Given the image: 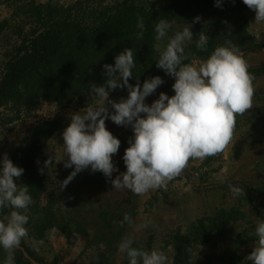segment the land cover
Masks as SVG:
<instances>
[{"label":"rangeland","instance_id":"obj_1","mask_svg":"<svg viewBox=\"0 0 264 264\" xmlns=\"http://www.w3.org/2000/svg\"><path fill=\"white\" fill-rule=\"evenodd\" d=\"M15 1L0 0V23L10 16L8 5H13ZM77 1L37 0L41 4L59 6ZM106 1L110 3L117 0ZM255 15L251 10V29L262 39L264 22L256 23ZM17 41L9 30L0 33V66L5 60V50ZM158 43L163 48L166 40ZM189 43L191 41L186 42V45ZM239 51L248 64V71L255 76V93L253 108L245 115L236 117L232 141L220 155L190 160L182 174L168 183L166 190H153L144 196L135 195L126 188L115 190L102 172L93 173L90 167L78 173L65 189L60 190L59 184L74 170L65 168L64 163L60 162L63 156L62 133L71 123L69 115L91 103V95L84 103L71 107L60 108L56 102L43 101L29 115L13 123L10 122L15 118L14 111L1 109L0 160L7 153L14 165L20 168V161L24 157L18 153L19 148L33 139L34 127L40 123L53 122L57 117L65 121L64 126L48 133L47 149L38 157L37 165L41 168H44V162L50 156L54 164L43 171L48 189L42 196V205L46 207L50 202L53 211H59L66 217H87L89 220L84 229L95 235L88 237L80 234L82 228H79L76 220L70 222L66 232L51 227L39 234L33 219L26 225L29 241H22L17 248L26 259L31 264H129L126 254L118 250L122 239H118L115 246L111 247L114 244L96 236L102 230L97 222L99 215L112 212L122 217L125 213L129 214L137 225L149 220L151 223L143 229H134L125 224V236L133 237V247L149 252L153 249L165 252L168 264H251L246 257L258 239L255 235L257 223L264 221V50L248 53ZM174 83L159 86L146 98L145 103L150 106L161 92L173 96ZM127 96V92L117 88L110 92L109 100L119 102ZM108 107L110 112L114 111L110 104ZM106 127L121 141L118 153L112 158L119 169L112 174V179H115L127 170L123 156L134 132L131 126H117L111 119L106 121ZM22 180L19 178L15 182L22 187ZM229 184L242 187L244 195L233 197ZM34 204L35 201L30 206L33 217L37 213L33 209ZM9 211L7 209L0 213V220ZM49 235L53 238L49 239ZM32 239L44 240L38 252L31 246Z\"/></svg>","mask_w":264,"mask_h":264},{"label":"clouds","instance_id":"obj_2","mask_svg":"<svg viewBox=\"0 0 264 264\" xmlns=\"http://www.w3.org/2000/svg\"><path fill=\"white\" fill-rule=\"evenodd\" d=\"M243 3L256 13V23L264 22V0H243ZM220 5L221 0H216V6ZM200 20L196 17L193 23ZM174 24L175 21L158 19L154 24V39L157 42L166 40L163 48L159 44L156 46L159 52L156 67L175 79L172 85L175 94L169 97L161 92L150 106L145 103L146 98L165 81L155 76L145 80L142 87L139 78H136L135 85L129 83L136 66L131 48L119 53L114 65L105 64L104 84H90L91 103L69 115L71 123L62 133L63 156L60 162L65 168L74 170L59 184L60 190L89 167L93 173L102 172L115 190L126 188L139 196L153 190H166L168 183L182 174L190 160L220 155L232 141L236 117L253 108L255 76L248 71L246 60L230 39L215 47L206 59L190 60L191 54L186 53L185 45L193 39L191 27L170 35ZM136 27L139 30L137 39H143V17L138 16ZM198 36L197 50L207 51L209 37L204 31ZM117 88H126L127 98H121L119 102L109 100L110 92ZM109 104L113 112L109 111ZM108 119L117 126H131L134 132L123 156L127 170L115 179L112 174L119 169L112 158L118 153L121 141L107 129ZM54 159L56 162V155ZM53 165L50 156L44 162V168L50 169ZM44 168L40 169L42 174ZM23 172L24 169L15 166L7 153L3 155L0 160V210H10L0 220V248L6 253L4 264H14L15 250L22 241H29L26 225L31 217L33 199L29 187L24 184L21 187L14 179L21 177ZM228 187L233 197L244 195L242 187L232 184ZM150 223L144 220L137 225L125 213L119 225L143 229ZM255 235L258 239L246 259L251 264H264V221L257 223ZM52 238L49 235V239ZM133 243L132 236H125L118 245L119 252L126 254L129 264H168L165 252L156 249L149 252L133 247ZM43 244L44 240H31V246L37 252ZM188 252L191 254L190 248Z\"/></svg>","mask_w":264,"mask_h":264},{"label":"trees","instance_id":"obj_3","mask_svg":"<svg viewBox=\"0 0 264 264\" xmlns=\"http://www.w3.org/2000/svg\"><path fill=\"white\" fill-rule=\"evenodd\" d=\"M10 16L0 23V33L9 32L18 40L4 52L5 60L0 66V114L1 109L14 111L13 123L29 115L41 102H56L60 108L77 106L89 98V86L104 84L105 64L115 63V57L125 48H131L135 59L133 78L143 82L160 76L170 84L175 79L156 67L159 57L154 24L158 19L175 21L170 31L191 27L193 39L185 46L190 60L206 59L217 46L232 40L241 51L264 50V38L253 33L250 9L243 0H79L71 5L41 4L37 0H16ZM143 17L145 32L137 39V19ZM196 17L200 22L193 23ZM227 21V23H225ZM204 31L209 37L207 51L196 48L198 34ZM229 32L231 33L230 36ZM128 93L127 89H123ZM4 115V114H3ZM65 121L57 117L53 122L40 123L34 127V137L19 148L24 159L22 186L29 187L37 213L35 228L43 234L48 228L57 227L66 232L70 222L76 220L79 233L92 237L84 228L89 220L85 216L66 217L53 211L50 202L42 205V196L48 189L47 179L37 165L39 155L44 154L49 141L48 133L64 126ZM19 178H14L15 181ZM24 184V185H23ZM44 208V209H43ZM6 209L0 210L4 213ZM32 215V214H31ZM98 218L96 236L115 246L123 239L125 228L119 225L122 215L103 212ZM116 221V223H113ZM117 229V230H116ZM0 248L1 262L6 254ZM14 264H31L22 251L14 252Z\"/></svg>","mask_w":264,"mask_h":264}]
</instances>
